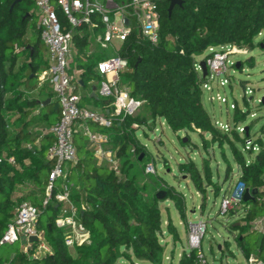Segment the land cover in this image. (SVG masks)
Returning a JSON list of instances; mask_svg holds the SVG:
<instances>
[{
	"label": "trees",
	"instance_id": "trees-1",
	"mask_svg": "<svg viewBox=\"0 0 264 264\" xmlns=\"http://www.w3.org/2000/svg\"><path fill=\"white\" fill-rule=\"evenodd\" d=\"M14 1L0 0V238L17 206L30 198L40 208L38 226L52 253L32 257L34 249H31L30 253L23 252L11 260L0 259V264H125L124 261L164 264L160 199L156 193L147 198L148 185L139 183L135 170V161L142 165L145 173L147 163L153 161L139 133L142 130L146 134L148 127L154 129L158 119L165 120L174 132L198 131L206 144L204 133H209L212 143L220 147L228 143L240 167L239 179L250 190L264 187V141L257 139L261 149L255 156L249 151L252 158L248 162L235 142L245 143L247 133L242 137L235 129L222 131L215 126L204 106L203 79L194 66L197 57L209 47H254L255 37L264 29V0H184L171 12L170 1L160 0L158 42L152 43L144 37L133 23L130 36L119 50L129 62V68L120 74V84L144 102L141 109L109 127L94 124L109 136V141L104 143L105 149L112 150L117 161L123 160L120 171L98 163L95 149L87 144H91L89 138L83 133L75 134L78 161L69 168L70 198L90 239L88 243L77 245L76 256H73L66 244L68 230L56 225L60 207L53 200L43 205L54 166L48 150L55 136L49 129L59 119L60 102L53 90L46 92L52 98L47 104H44V97L39 96L41 89L34 93V81L49 65L48 51L41 40L34 1L20 0L11 9ZM60 17L64 19L61 14ZM30 27L34 32L28 35ZM90 42L89 33L75 34L77 56L70 68L74 65L79 72V79L72 78L77 93L88 82L103 79L96 67L104 54H88ZM259 45L264 49V38ZM249 62L252 64L251 60ZM240 64L239 68L242 62ZM82 100L84 97L80 103ZM249 114V108L241 111L237 106L234 121L243 122ZM33 125L43 128L31 130ZM248 128L251 130V126ZM190 141L188 138L186 142ZM10 157H14V163L9 161ZM179 169L189 175L196 190L204 195L210 186L216 194L222 189L213 179L207 157H204L202 168L189 158L179 164ZM230 169L228 166L226 178L230 176ZM159 180L160 184L165 183ZM27 181L38 187L41 197L15 196L18 186ZM61 183L60 179L55 182L54 191L61 189ZM164 186L167 188L165 199L174 200L187 221L185 195L173 186ZM244 204L250 205L248 212L236 219L230 228L240 230L235 239L247 258L258 251L264 259V232L252 228L253 222L262 217L264 205L257 200ZM168 231L178 237L171 224ZM251 234L261 235L256 246L247 240ZM195 253V250L184 251L177 264H195Z\"/></svg>",
	"mask_w": 264,
	"mask_h": 264
},
{
	"label": "built area",
	"instance_id": "built-area-1",
	"mask_svg": "<svg viewBox=\"0 0 264 264\" xmlns=\"http://www.w3.org/2000/svg\"><path fill=\"white\" fill-rule=\"evenodd\" d=\"M33 1L41 40L47 48L49 57L48 67L38 76L39 87L50 85L60 102L59 119L49 129L55 136V142L48 150V156L54 161V166L50 173V182L46 189L43 205L45 206L53 200L60 207L56 225L69 230L70 233L66 235V244L71 247L85 244L90 239L89 232L77 219L78 211L70 198L69 168L70 165L76 164L78 161L77 147L74 141L75 134L81 131L92 143L100 145L96 150L97 155L108 157L114 165L113 169L119 172L118 161L114 159L111 152L105 151L101 145L107 138L104 135L91 132L88 123L109 127L116 120H123L126 116L135 115L141 109L144 102L133 97L128 88L120 84V74L129 68V62L126 57L119 54V50L130 36L133 23L136 24L144 37L152 43L158 42L160 37V0ZM60 14L63 16V20ZM127 18L130 19V25L126 24ZM262 31L259 35L262 34ZM76 33L81 36L93 33L96 43L101 48H111L114 51V56L100 59L96 67L97 72L103 77L98 94L100 97L110 100L113 106V111L109 114L80 106L81 96L75 91L70 74ZM245 50V48L235 45L209 47L207 56L202 59L207 63L206 76H203L200 65L202 60H196L194 65L203 79V90L206 89L212 93L214 90L212 84L215 82L221 87L231 84L229 69L235 65L237 67V63L232 57L234 54L245 52ZM253 92V88L247 86L244 96ZM216 98L221 102L228 103L226 96L217 94ZM214 99L215 97L212 95L211 100ZM258 101L262 102V99ZM237 106V103L230 104L234 110ZM254 115V113L251 114V116ZM214 123L222 131L235 129L239 133H247L244 143L245 150L253 153L260 151L261 144L258 143L257 138H252L247 126L240 125L242 122L237 123L233 118V125L218 121ZM9 161L14 163V157H10ZM145 171L148 174L156 173L154 161L147 163ZM59 179L62 180L61 189L54 191L55 182ZM230 181L221 202L220 212L225 215L229 213L238 219L250 208V205L244 204L245 192L249 188L239 178L233 184ZM221 190L224 188L222 187ZM249 191L252 195L250 200H257L264 205V187L259 188L256 194L252 193L250 189ZM39 215L40 208L38 206L28 200L22 201L17 206L15 216L0 238V248L4 244L15 243L23 238L27 243L25 252L28 254L31 249H34L32 257L52 253L45 240L44 232L38 226ZM252 228L261 233L264 232V217L257 218L253 222ZM206 232L207 223L205 221L201 219L188 221V244L189 250L196 252L195 264H213L202 248V239ZM32 236L37 237V241H31L30 237ZM247 263L264 264V259L258 254H251L247 258Z\"/></svg>",
	"mask_w": 264,
	"mask_h": 264
},
{
	"label": "rangeland",
	"instance_id": "rangeland-1",
	"mask_svg": "<svg viewBox=\"0 0 264 264\" xmlns=\"http://www.w3.org/2000/svg\"><path fill=\"white\" fill-rule=\"evenodd\" d=\"M33 32L30 27L28 35L33 34ZM90 36L92 38L91 47L88 51L90 54L102 53L104 57L115 55L113 49L101 48L96 43L93 33H90ZM263 38L264 29L261 35L255 37L254 47L245 48V52L233 55V60L237 64L242 62V67H231L229 69L231 84L221 87L215 82L212 84L214 88L212 93L204 89L203 102L214 122L230 123L231 125H233L234 114V109L230 107L231 103H237L241 110L249 108L251 114L254 113L255 115L251 116L249 114L240 125L244 127L251 126V130L248 128V132H250L252 138H262L261 140L264 141V104L258 101L264 97V49L259 45ZM73 52L74 57H76L77 49H74ZM207 54L208 51L198 56L197 60L201 61ZM250 60L252 64L249 62ZM100 82L91 81L88 83V87L99 86ZM34 86L36 87L34 89L35 93L40 91V89L45 93L53 90L48 84L39 87L38 80L34 81ZM247 86L253 88L254 92L246 95L248 102L246 104L244 94ZM217 94L226 96L228 103L217 100ZM212 95L215 97L214 100H211ZM33 128L34 125L31 130ZM89 128L91 132L98 131L95 125H89ZM240 134L242 137L245 136L243 133ZM139 135L142 143L148 147L156 168V173L149 175L143 171L142 165L135 161V170L138 172L139 183L148 185L147 198H151L153 194H157L160 191H167L164 185L167 187L169 185L173 186L176 190L181 191L185 195L187 221L201 219L207 223V232L202 239V248L209 261L213 264H248L247 257L235 239V235L239 234L240 230L233 231L230 228L235 223L236 217L229 213L225 215L220 212L221 202L225 191H227L229 180L232 182L236 181L240 175V167L235 161L230 145L225 143L223 147H220L217 143H212L209 133H204L208 142L206 144L203 136L198 131L182 130L174 132L167 122L162 119L157 121L154 129L148 127L146 134L141 130ZM185 138H190V143L184 141ZM231 138L235 140L233 135ZM235 142L238 148L243 151L247 161L256 155L257 152H254L251 156L249 151L245 150L243 141L235 140ZM87 144L93 147L97 145L94 143ZM206 146L207 148H205ZM204 157H207L210 161L213 179L217 181L218 185L220 184L221 188H224L218 194L214 192L215 190L212 186L207 188L206 195L198 192L189 175L183 174L179 169V164L186 162L189 158L194 160L199 168H202ZM122 162L123 160L118 161L119 171ZM101 163L108 164L110 168L114 167L113 163L106 159ZM228 166L232 170L230 169V176L226 178ZM160 178L165 183L160 184ZM56 184L58 185L60 182ZM15 195H17V191ZM165 197L160 199L159 202L163 222L161 238L165 246L164 264H177L182 253L190 249L188 244V222L184 220L174 200L165 199ZM262 217H264V212ZM170 224L175 227L178 237L168 231ZM68 233H70L69 230ZM260 239V234H251L247 237V240L251 241L254 246L259 243ZM76 246L69 247V251L73 256H76ZM25 248H27V243L23 238L15 243L4 244L0 248V259L3 261L11 260L15 255L26 253ZM124 263L131 264L126 261ZM136 264L143 263L137 261Z\"/></svg>",
	"mask_w": 264,
	"mask_h": 264
},
{
	"label": "crops",
	"instance_id": "crops-1",
	"mask_svg": "<svg viewBox=\"0 0 264 264\" xmlns=\"http://www.w3.org/2000/svg\"><path fill=\"white\" fill-rule=\"evenodd\" d=\"M47 58L49 60L48 54H47ZM73 60H74V52H73L72 61ZM78 73L79 72L77 71V69H74V65H72L71 68H70V74H71L72 78L75 81L77 79H79ZM75 81L73 82V86H74ZM93 81H98V80H93ZM99 87H100V85L99 86L88 87V84L86 86H81V89L78 90V94L81 97H84L85 100L84 101L82 100V102L80 103V106L85 107V108H89V109H94V110H97L99 112H103L105 114H109V112L113 111V106L111 105V103H109L107 101H104V100L102 101V99L99 97V94H98ZM36 92L38 93V91H36ZM34 93H35V91H34ZM37 93H35V94H37ZM39 96L44 97L45 100L48 99V98H51L50 96H47V93H45V92H41V94ZM51 101H52V98H51ZM158 120H160V119H158ZM89 125H94V123L93 124H91V123L89 124L88 123V126ZM42 128H43L42 125L41 126H34L33 130L39 129L41 131ZM79 133H81V131ZM94 133H98L100 135H104V137L107 138L105 142L101 143V145H102V147H103V149L105 151L111 152L112 156H114V159L116 160L115 153L112 150H110V149H105V146H104V143L109 141L108 134H103L99 130L95 131ZM98 146H100V145H96V147H93V146H91V147H93L95 149V151H96L98 149ZM95 156H96V159H97L98 163H101L102 161H104V159L109 160V158L106 157L105 155L104 156H100V155H97V153H95ZM235 182L236 181H233V182L231 181V183H235ZM16 191H17V195H15L16 197L28 196V195H32L33 197L34 196L41 197V193L38 191V187H36L32 181H27L23 185H19ZM28 201L31 202V199L29 198ZM15 214H16V210L14 212V216H15ZM253 254H258V251H255Z\"/></svg>",
	"mask_w": 264,
	"mask_h": 264
},
{
	"label": "water",
	"instance_id": "water-1",
	"mask_svg": "<svg viewBox=\"0 0 264 264\" xmlns=\"http://www.w3.org/2000/svg\"><path fill=\"white\" fill-rule=\"evenodd\" d=\"M18 1H20V0H15V1H14V3L12 4L11 9L13 8V6H14ZM169 1H170L169 12L172 11V9H173V7H174L175 5H182L183 2H184V0H169ZM126 24H127V25H130V19H128V18L126 19ZM261 47H263V45H261ZM200 65H201V67H202L203 76H206V74H207V63H206V61H205V60H202V61L200 62ZM239 65H240V63L237 64V67H239ZM49 102H51V98L46 99V100L44 101V104H47V103H49ZM262 103L264 104V97H263V99H262ZM247 130H248V127H247ZM187 139H188V138H185L184 141H187ZM140 159H141V158H140ZM251 192L254 193V194H256V193H257V190H252ZM165 196H166V191H160V192L157 193V197H158L159 199H163ZM251 198H252V195L250 194L249 189H246L245 196H244L245 201H249ZM30 240H31V241H37V237L32 236V237H30Z\"/></svg>",
	"mask_w": 264,
	"mask_h": 264
}]
</instances>
